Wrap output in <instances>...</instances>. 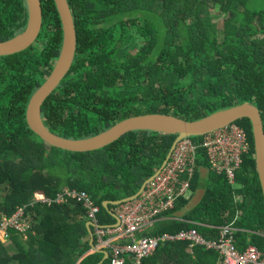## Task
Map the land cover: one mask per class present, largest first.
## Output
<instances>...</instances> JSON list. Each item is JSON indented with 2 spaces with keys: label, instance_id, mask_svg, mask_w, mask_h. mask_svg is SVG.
<instances>
[{
  "label": "trees",
  "instance_id": "trees-1",
  "mask_svg": "<svg viewBox=\"0 0 264 264\" xmlns=\"http://www.w3.org/2000/svg\"><path fill=\"white\" fill-rule=\"evenodd\" d=\"M255 1L68 0L77 50L71 70L42 105L45 125L59 136L84 139L132 116L159 113L195 121L245 102L260 110L264 124V7L255 8ZM41 5L37 40L0 56V217L28 205L32 225L24 235H10L13 254L0 246V264H77L92 250L83 204L30 206L35 194L54 199L64 188L86 191L101 208L99 224L114 225L103 203L135 195L177 138L134 131L100 150L76 153L50 146L32 131L29 100L51 73L63 42L55 0ZM27 23L26 0H0V41ZM234 124L245 130L250 144L235 184L209 169L201 149L190 195L163 214L148 235L196 229L211 238L232 224L240 250L252 244L264 251V196L252 125L248 118ZM202 167L209 169L204 195L186 210ZM188 248L186 242L166 244L142 264H170L173 258V264H198L192 257L201 255L215 260L213 252L195 247L191 255ZM103 257L91 253L79 264H99Z\"/></svg>",
  "mask_w": 264,
  "mask_h": 264
},
{
  "label": "built area",
  "instance_id": "built-area-1",
  "mask_svg": "<svg viewBox=\"0 0 264 264\" xmlns=\"http://www.w3.org/2000/svg\"><path fill=\"white\" fill-rule=\"evenodd\" d=\"M200 143L191 137L180 140L169 160L160 172L146 185L144 191L134 200L121 203L113 210L119 218L116 226L99 224V205L86 191L64 188L56 198L50 199L36 193L29 204H65L76 201L84 206L88 222L93 224L94 238L100 249L109 252L110 264H142L155 251L168 243L187 242L191 248L202 247L219 255L217 264H264V251L255 245L240 250L237 245V229L224 225L215 237L207 238L196 229L177 233H163L155 236L148 231L165 213L175 209L179 199L187 198L191 192L198 151H205L209 169L217 175H224L230 184H235L236 175L250 144L245 130L236 124L202 136ZM28 205L20 206L10 216L0 217V246L10 242V235H24L31 228L26 216Z\"/></svg>",
  "mask_w": 264,
  "mask_h": 264
},
{
  "label": "water",
  "instance_id": "water-1",
  "mask_svg": "<svg viewBox=\"0 0 264 264\" xmlns=\"http://www.w3.org/2000/svg\"><path fill=\"white\" fill-rule=\"evenodd\" d=\"M26 2L28 7L27 26L22 32L12 38L0 41V56L17 53L27 49L37 40L40 34L43 21L41 0H26ZM55 3L62 22L63 42L60 54L54 63L51 73L33 93L29 100L26 119L30 129L50 146L76 153L100 150L116 142L125 134L134 131H153L177 135V138L161 167L152 177L143 183L135 195L119 201H105L103 203V207L116 220V223L113 226H116L119 223V218L112 210H110V205L117 206L139 197L144 191L146 185L165 166L176 144L180 140L189 137L204 136L216 130L223 129L243 118H248L251 121L256 170L264 196V124L260 110L254 104L249 102L216 111L195 121H187L173 115L159 113L132 116L116 123L98 135L84 139L65 138L51 132L42 118V105L58 88L62 80H64L71 70L77 50V33L70 4L68 0H55ZM92 227L93 224L88 222L87 228L93 251L88 252L84 256L91 253H101L104 257L99 264H103L108 259L109 252L107 250H99L96 248L94 245V233Z\"/></svg>",
  "mask_w": 264,
  "mask_h": 264
},
{
  "label": "rangeland",
  "instance_id": "rangeland-1",
  "mask_svg": "<svg viewBox=\"0 0 264 264\" xmlns=\"http://www.w3.org/2000/svg\"><path fill=\"white\" fill-rule=\"evenodd\" d=\"M254 3H255V5H254L255 8L264 7V0H256ZM218 23H219V26L221 27L222 20H220ZM183 80L185 82H188V80L186 78H184ZM201 172H203V171L201 170ZM205 178H206V175L203 177V180L201 179L199 188L190 197V200H189V203L186 207V210H190V209L194 208L201 201V199L204 195L205 187L207 185V181H206L207 179H205ZM4 247L7 250L8 254L11 255L12 254L11 250L13 249V247L11 246V242L5 243Z\"/></svg>",
  "mask_w": 264,
  "mask_h": 264
},
{
  "label": "crops",
  "instance_id": "crops-1",
  "mask_svg": "<svg viewBox=\"0 0 264 264\" xmlns=\"http://www.w3.org/2000/svg\"><path fill=\"white\" fill-rule=\"evenodd\" d=\"M254 159H255V154H254ZM203 171V172H201V179L203 180V177L206 175V178L205 179H208V172H209V169L208 168H204V167H202L201 169H200V171ZM205 192V191H204ZM113 211V210H112ZM176 216H180V212H178V214L176 213ZM87 223H88V221L86 222V227H87ZM88 229V228H87ZM237 231H238V229H237ZM177 233V232H176ZM159 235V234H158ZM215 237V236H214ZM89 241H90V235H89ZM181 243V242H180ZM187 243V242H186ZM169 244V243H168ZM91 245V244H90ZM166 245V244H165ZM11 246L13 247V249L11 250V252H12V254L14 253V246L12 245V243H11ZM99 245H96V248L97 249H99V250H104V249H100L99 247H98ZM164 246V245H163ZM239 246V245H238ZM202 248V247H201ZM193 249L194 248H191L190 246H189V248L187 249V252L188 253H190L191 255H193ZM202 250L203 251H208V252H213V251H210V250H206V249H204V248H202ZM91 251H93V250H91ZM213 254L215 255L214 256V258H215V260H213L212 258H209V257H206V256H203V255H201L200 256V258L199 259H197L198 257H192V259L195 261V262H199L200 264H217V262H218V260H219V255L217 254V253H215V252H213ZM86 255V254H85ZM84 258L86 257V256H83ZM83 257L77 262V264H79L80 262H81V260L83 259ZM217 257V258H216ZM173 258V257H172ZM174 259H176V258H173V259H170V264H173V262L175 261ZM108 260V259H107ZM198 263V264H199Z\"/></svg>",
  "mask_w": 264,
  "mask_h": 264
}]
</instances>
